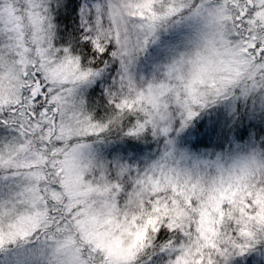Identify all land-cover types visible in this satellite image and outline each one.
Segmentation results:
<instances>
[{"label": "snow or ice", "instance_id": "1", "mask_svg": "<svg viewBox=\"0 0 264 264\" xmlns=\"http://www.w3.org/2000/svg\"><path fill=\"white\" fill-rule=\"evenodd\" d=\"M0 264H264V0H0Z\"/></svg>", "mask_w": 264, "mask_h": 264}]
</instances>
